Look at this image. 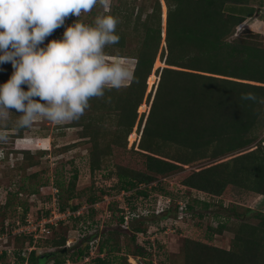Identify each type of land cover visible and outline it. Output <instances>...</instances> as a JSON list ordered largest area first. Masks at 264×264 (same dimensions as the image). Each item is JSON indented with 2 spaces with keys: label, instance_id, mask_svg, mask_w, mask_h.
<instances>
[{
  "label": "trees",
  "instance_id": "trees-1",
  "mask_svg": "<svg viewBox=\"0 0 264 264\" xmlns=\"http://www.w3.org/2000/svg\"><path fill=\"white\" fill-rule=\"evenodd\" d=\"M135 1L125 0L121 8L112 11L111 15L118 20L115 34L120 40L118 44L104 49L107 56L128 57L135 61L132 80L120 89L106 88L102 98H91L80 119L64 126L80 127L79 138L89 144L87 163L90 175L107 171V176L115 175L117 178L119 192L143 197L147 196L145 188L159 178L208 159L211 161L209 164L190 171L181 185L212 197L221 196L230 186L264 197V141L258 140L264 131V47L259 41V34L251 33L249 29L243 32L246 35L229 39L246 18L253 16L252 0H164L167 8V12L163 13L165 48L161 47L159 1L155 0L151 13L144 19L143 8L134 12ZM128 38L137 41L134 49L125 56L122 50ZM157 58L163 63L156 64L158 82L154 93L150 91L146 94L147 79ZM5 76L0 72L2 85L9 80ZM154 77V74L149 77L150 86ZM21 87L27 90L26 86ZM247 93H253L256 100L242 99ZM145 95L150 108L145 120L144 114L137 120V109ZM9 111L12 115L6 131L13 133L7 135L16 138L28 128L18 130L15 122L22 113L15 109ZM136 122L140 132L136 152L144 157L145 171L119 165H114L112 169L111 149L127 147V137ZM134 137L135 134H132L130 139ZM256 141L257 144H254ZM251 145L254 149L247 152ZM69 148L64 147L63 150ZM12 152H5V162H8ZM44 152L39 150L35 155H30L28 151L16 153L22 154L21 163L24 166L35 168ZM227 155L232 156L223 161ZM12 169L20 171L16 165ZM15 176L12 173V178ZM30 179L36 180L37 173L31 174ZM76 181L77 173L66 188L54 184L55 192L48 195L49 202L55 199L60 212L76 213L79 210L81 204L73 203L79 196ZM47 184L48 181L40 183L28 195L37 194ZM141 186L144 188L141 189ZM13 198L16 199L17 195L8 194L5 197V204L0 207L2 215L14 204ZM101 198L90 194L86 203L94 205ZM203 205L205 208L208 206L206 203ZM169 210L170 205L164 209L163 218ZM175 210L177 212L178 207ZM190 210L188 203L182 214ZM46 213L49 214V211ZM246 213H252L251 217L257 223L252 225L241 221L229 250L185 239L182 249L184 264H264V213L250 209ZM82 217L83 214L69 216V222L73 221L71 227L76 226ZM123 218L118 217L114 229L96 233L97 238L92 235L87 241L84 239V247L65 246L68 224L62 227L63 232L55 235L53 226H48L52 232L44 240L34 241L31 235L11 236L5 227L0 229V234H7L13 250L25 241L30 247L38 248L42 243L55 248L50 252L53 264H78L88 257L89 239L95 238L97 256L103 255L94 259L96 264H128V255H145L144 249L136 245L135 240L136 235L146 233L147 228L144 218L131 219L127 225H123ZM122 237L127 238L123 242L124 247ZM122 248L125 254L119 257ZM21 251L22 248L18 249L19 255L18 252L15 255L24 261ZM6 255L4 249L0 259L3 261ZM41 259L34 249L29 252L30 264H37Z\"/></svg>",
  "mask_w": 264,
  "mask_h": 264
},
{
  "label": "rangeland",
  "instance_id": "rangeland-1",
  "mask_svg": "<svg viewBox=\"0 0 264 264\" xmlns=\"http://www.w3.org/2000/svg\"><path fill=\"white\" fill-rule=\"evenodd\" d=\"M124 1L111 0L109 12H105L97 4L92 11L88 13L82 12L78 18L70 14L65 19L63 28H57L51 36L46 38L44 44L46 45L51 40H60L65 29L76 21L94 26V20L97 15H111L112 11H116L122 7ZM158 1L160 3L162 29L161 47L165 48V33L163 35V32H165V21H163V13L164 11L167 12V8L164 5V0ZM260 1L263 2V0H252L254 4H258ZM154 2L155 0H136L134 12L136 13L138 9L143 8L144 14L142 19H144L148 13H151ZM246 29L248 28L245 21L235 29L234 35L229 39L241 37L242 34L246 35L244 34ZM120 31L122 30L120 29ZM249 31L255 33L252 30ZM55 32L56 34H54ZM259 37V41L264 47V36L259 34ZM136 41L134 38H128L122 54L128 56L130 50H133L136 46ZM43 46L41 45V47ZM115 58L126 62L131 70H133L135 62L133 59L128 57ZM158 62H160L159 58L156 59L151 73V75L154 74L155 76L151 86L149 85V77L151 75L147 79L146 94L150 91L152 93L155 91L158 82V76L155 74L156 69H158L156 68L159 65ZM13 71L10 63L0 64V72L4 76L8 73V76H5L7 79L11 77ZM0 85H2L1 82ZM146 97L145 95L143 102L137 109V120L143 114L145 120L148 114L150 104L146 101ZM36 99L39 100L38 97ZM69 123L71 122L56 124L45 119H37L33 122L32 127L24 131L21 136L19 135L16 138L9 137L7 142H0V207L5 204V197L8 194H11V196L17 195L16 199L13 198L16 205L13 204L5 215H2V208H0V229L5 227V230L7 229L6 231L11 236H14L17 232L19 233L20 229L22 230L28 222H31L29 228L32 233L31 235L34 236L32 237L33 240H44L52 232V229L49 230L48 226H53V229H55L53 234L55 235L58 232H63L64 229L62 227L68 224L65 246L69 248L77 245L78 247H84L85 243H82L84 239L87 241L88 237L94 236L96 233L114 229L117 225L118 217H124L125 223L123 225L129 224L131 219L144 218L146 220V233L136 235L135 244L144 249L145 255L140 257L128 255L127 263L184 264L182 249L185 239L229 250L232 247L233 237L241 221H246L252 225H256L257 223V220L251 217L252 213H246V210L250 209L253 212L261 211L264 213V197L260 195L230 186L225 189L221 196L212 197L196 190L187 189L181 185V181L190 171L209 164L211 161L208 159L184 166V170L182 171L159 178L145 188L147 196L136 197L131 192H119V184L115 175L109 177L107 176V171L96 172L94 175H90L87 163L89 144L79 138L80 127H64ZM7 133L13 132L7 131ZM132 134H135V137L131 140ZM139 138L140 132L137 131L136 122L127 137V147L124 149L113 147L111 149L110 165L112 169L114 165H119L127 169L145 171L144 157L136 152ZM258 140L264 141V131L259 135ZM254 144H257V141ZM253 145L249 147L250 149L247 152L254 149ZM64 147L70 148L63 150ZM39 150L45 151V154H43L39 165L35 168L24 166L21 163L22 154L16 153L17 151H28L30 155H35L39 153ZM7 151L13 152L9 154L8 162H5L4 157ZM231 156L227 155L223 157V161L231 158ZM15 165L16 167H20V171H13L12 168ZM12 173L16 175L14 178H12ZM33 173H37V179L34 181L30 179V175ZM75 173H77L75 188L79 196L73 203L81 204L77 212L80 215L83 214L84 217L74 227H71L73 221L69 222V218H65L66 216L59 218L58 221L53 218L51 221L48 220L49 222L46 224L45 231L40 225L36 226L46 215V219H48L49 216L46 211L50 212L53 210L52 213H55L54 207L58 209L54 200L49 202L48 199V195L55 192L54 184L66 188ZM47 181L48 186L40 188L37 194L28 195L29 191L35 189L40 183L42 184ZM141 187V189L144 188V186ZM90 194L102 198L94 205H90L86 203V199ZM188 203L191 210L187 211L184 215L182 214L184 206H187ZM203 203H206L208 206L205 208ZM168 205H170V212L166 218H163V211ZM175 207H178L177 212H175ZM90 208L92 210L87 214ZM77 212L75 215H79ZM233 215H236V217ZM61 223L62 225H60ZM221 225H224L223 228H220ZM127 233H129L128 236L130 237V232L127 231ZM20 234L26 235L27 232H21ZM95 237L97 238L96 235ZM8 240L7 234H0V253L4 249L7 251V255L3 261L0 259V264H30L28 258L29 252L32 249L35 250L37 256L42 257L41 260L36 262L37 264H53L50 252L55 251V248L44 246L42 243L38 248H35V246L30 247L28 242L25 241L22 245H16L15 248L17 249L13 250L14 248L12 249V245ZM126 240V237L121 238L122 247H124L123 242ZM6 241H8L7 244H5ZM20 248H22L20 255L24 257V261H21L15 255ZM89 248L88 257L81 260L78 264H96L94 259L103 256H97V239H89ZM130 249L132 250V247ZM124 254L125 251L122 248V253L119 257Z\"/></svg>",
  "mask_w": 264,
  "mask_h": 264
},
{
  "label": "clouds",
  "instance_id": "clouds-1",
  "mask_svg": "<svg viewBox=\"0 0 264 264\" xmlns=\"http://www.w3.org/2000/svg\"><path fill=\"white\" fill-rule=\"evenodd\" d=\"M97 4L110 11L111 0H0V64L10 63L14 70L0 85V142L9 139V109L22 113L15 122L18 130L31 128L37 119L72 122L84 114L91 98H102L106 88L120 89L132 80L127 63L104 51L120 40L112 15H97L94 26L76 21L60 40L44 44L70 14L78 18ZM242 99L256 96L247 93Z\"/></svg>",
  "mask_w": 264,
  "mask_h": 264
},
{
  "label": "crops",
  "instance_id": "crops-1",
  "mask_svg": "<svg viewBox=\"0 0 264 264\" xmlns=\"http://www.w3.org/2000/svg\"><path fill=\"white\" fill-rule=\"evenodd\" d=\"M250 7H253L255 12L251 18H246L247 28L264 36V0L261 5L252 2ZM239 9L240 7L237 10Z\"/></svg>",
  "mask_w": 264,
  "mask_h": 264
},
{
  "label": "built area",
  "instance_id": "built-area-1",
  "mask_svg": "<svg viewBox=\"0 0 264 264\" xmlns=\"http://www.w3.org/2000/svg\"><path fill=\"white\" fill-rule=\"evenodd\" d=\"M54 200V203H55V199H53ZM54 209L56 210V214L55 213H52V211H50L49 212V214H48V219H46V217H47V215H46V217L44 218V219H42V221H40V222H38L37 224H36V226H38V225H40L41 227H42V229H44V231H45V228H46V224H47V222H49V221H51V219L53 218V219H55V220H57L58 221V219L59 218H62V217H64V216H66L65 218H68L69 216H71V215H74L75 213H71V212H69V211H65V212H60L58 209H56L55 207H54ZM77 214H79V212H77ZM49 220V221H48ZM57 221H55V222H57ZM27 224V223H26ZM30 224H31V222H28V224L27 225H25L24 227H23V229L21 230L20 229V232L18 233H15V234H20L21 232H27V234L26 235H31L32 233H31V231H30V228H29V226H30ZM51 226V225H50ZM39 228V227H38ZM36 230H37V228H36ZM50 230V229H49ZM29 232V233H28ZM32 236V235H31ZM32 237H34V236H32ZM38 238H40V237H38Z\"/></svg>",
  "mask_w": 264,
  "mask_h": 264
}]
</instances>
